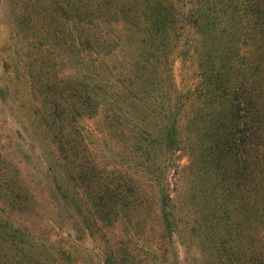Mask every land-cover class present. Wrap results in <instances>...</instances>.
<instances>
[{
  "label": "trees",
  "instance_id": "trees-1",
  "mask_svg": "<svg viewBox=\"0 0 264 264\" xmlns=\"http://www.w3.org/2000/svg\"><path fill=\"white\" fill-rule=\"evenodd\" d=\"M7 1L0 264H264V0Z\"/></svg>",
  "mask_w": 264,
  "mask_h": 264
},
{
  "label": "rangeland",
  "instance_id": "rangeland-1",
  "mask_svg": "<svg viewBox=\"0 0 264 264\" xmlns=\"http://www.w3.org/2000/svg\"><path fill=\"white\" fill-rule=\"evenodd\" d=\"M7 10H8V1L5 0L0 7V14H1V17L3 19V22H5L7 20V17H6ZM0 143H1V141H0ZM36 220H37L36 225H32L31 227H33L36 230L42 229V230L49 231V226L45 222L39 221L38 219H36Z\"/></svg>",
  "mask_w": 264,
  "mask_h": 264
}]
</instances>
